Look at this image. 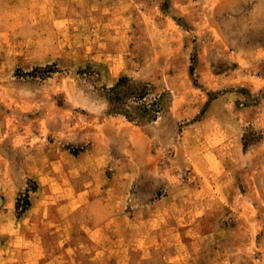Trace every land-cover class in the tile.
<instances>
[{
  "label": "rangeland",
  "instance_id": "374dc122",
  "mask_svg": "<svg viewBox=\"0 0 264 264\" xmlns=\"http://www.w3.org/2000/svg\"><path fill=\"white\" fill-rule=\"evenodd\" d=\"M0 264H264V0H0Z\"/></svg>",
  "mask_w": 264,
  "mask_h": 264
},
{
  "label": "trees",
  "instance_id": "16d2710c",
  "mask_svg": "<svg viewBox=\"0 0 264 264\" xmlns=\"http://www.w3.org/2000/svg\"><path fill=\"white\" fill-rule=\"evenodd\" d=\"M27 206V203H26V205H25V207Z\"/></svg>",
  "mask_w": 264,
  "mask_h": 264
}]
</instances>
